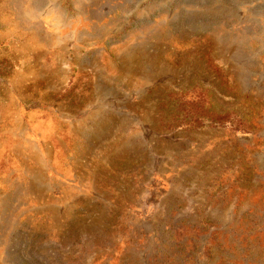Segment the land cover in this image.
<instances>
[{"label":"rangeland","instance_id":"rangeland-1","mask_svg":"<svg viewBox=\"0 0 264 264\" xmlns=\"http://www.w3.org/2000/svg\"><path fill=\"white\" fill-rule=\"evenodd\" d=\"M0 264H264V0H0Z\"/></svg>","mask_w":264,"mask_h":264}]
</instances>
